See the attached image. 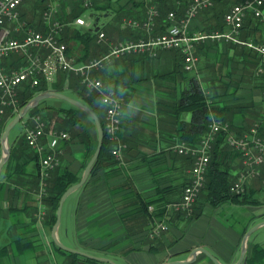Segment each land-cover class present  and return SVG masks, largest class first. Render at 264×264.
<instances>
[{
  "label": "crops",
  "instance_id": "crops-1",
  "mask_svg": "<svg viewBox=\"0 0 264 264\" xmlns=\"http://www.w3.org/2000/svg\"><path fill=\"white\" fill-rule=\"evenodd\" d=\"M98 1L97 4H108L107 8L97 9L102 11V14L100 24L94 30H102L106 36L101 45L96 46V50L100 52L112 43L136 40L146 34L141 28L123 27L122 18L142 20L146 17L149 5H154L160 11L155 32H160L161 26L165 28L168 24L166 12L171 7L181 5L175 9H179L177 16L180 14L182 17L189 0ZM238 1L240 0H214L211 9L200 12L190 20L189 31L202 34L214 29L226 31L228 26L225 24L224 14ZM22 5L23 2L19 6V12L25 20ZM53 5L54 13L51 16L65 19V15L60 12V3L55 1ZM78 10L79 8L76 9ZM83 13L84 11L79 16H83ZM250 18L247 15L244 20L241 38L246 36L247 39L244 40L257 39L264 43V21L252 19L251 22ZM41 22L43 27L40 30L46 32L44 19ZM67 22L71 26H79L74 23V18ZM86 25L81 29L92 31L85 28ZM194 48L197 61L195 68L190 71L183 68L179 50H159L155 57L130 53L115 59L102 71H93L94 77L102 83L109 82L112 87L108 88L113 89L122 98L119 137L126 144V148L121 161L114 158V169L103 164L99 170L89 174L86 184L79 187L76 200L67 212L70 223L63 227L65 239H68L72 232L75 243L67 245L68 247L91 256L107 257L115 264L117 259H121L124 264H165L173 260L191 259L190 250L202 246L222 264H235L241 252L243 234L256 224V221L264 220L263 209H255L250 205V216H239L235 222H230L227 218L219 217L218 210L223 204H242L224 202L212 205L199 200L197 204L202 207L199 216L185 219L176 217L177 212H172V216L169 214V218H166L168 220H165L166 229L158 236L150 238L146 234L147 229L163 218H149L143 230L130 233L119 216L123 209L120 199L131 189L148 199L162 197L169 202L180 199L183 183L190 179L192 162L176 153L174 146L181 140L180 122L189 121L190 112H176V106L181 91L191 76L196 77L207 100L212 104L226 107L246 105L225 111L226 120L236 131H245L256 119L264 121V86H256L249 79L245 68L247 62L241 55L240 48L232 42L222 43L206 38L197 41ZM83 52V48L79 47L77 53L75 51L72 55L77 58L76 54L82 55ZM16 56L22 55L13 54L11 57L0 59V64L6 70L17 67L24 59L22 57L21 61H17L14 59ZM260 65L261 74L264 75L262 56ZM59 74L53 82L58 80ZM64 87L67 89V84ZM48 88L52 90L50 86ZM67 90L75 92L74 87ZM104 113L105 107L99 104L101 118ZM78 117L83 122V115ZM31 124L30 118L27 126ZM83 124L95 141V123ZM5 127L0 129V159L3 155L1 135ZM23 133L24 131L13 140L8 138L10 155L0 172V264H70L71 259L59 253L52 244V227L44 221V217L40 219L38 216L41 210L36 195L37 179H40L37 176L39 164L35 158H31L34 149L21 141ZM89 159L84 144L75 141L63 144L61 166L67 167L74 174L81 177L84 163L87 164ZM233 162L239 163V167L234 170V175L237 176L242 165L238 156L233 158ZM255 184H258V187H255ZM263 188L261 178L254 176L248 182L247 192L253 196ZM253 198L256 200L254 203H262ZM159 203H151L149 210H155ZM48 209V206L44 207L45 213ZM206 212L210 216H207ZM250 238L251 235L246 239L245 257L250 256L256 243ZM134 241H138L137 246L132 245ZM150 241H153V250L150 249ZM79 264L90 263L80 261ZM187 264L214 263L205 253L198 252L194 261Z\"/></svg>",
  "mask_w": 264,
  "mask_h": 264
},
{
  "label": "built area",
  "instance_id": "built-area-1",
  "mask_svg": "<svg viewBox=\"0 0 264 264\" xmlns=\"http://www.w3.org/2000/svg\"><path fill=\"white\" fill-rule=\"evenodd\" d=\"M24 0H0V59L13 54L22 55L24 62L17 67L6 70L0 64V122L8 108L17 109L18 92L21 85L38 86L42 81L50 85L61 72L73 73L82 85L94 89L100 94L101 103L105 106L103 130L107 141L111 144V154L118 161L122 160L126 144L119 137L122 117V98L113 89L106 88L102 81L93 76V71L102 69L115 59L130 53L144 54L155 57L159 50L177 49L183 55V68L187 71L194 69V41L203 37L245 45L257 51L264 58V43L241 38L243 20L247 14L264 20V0H242L233 4L224 14L226 31H213L209 35L193 34L188 31L190 20L200 12L213 6V0H190L182 17H177L174 10L168 11V24L164 31L155 32L156 19L159 10L149 5L146 17L137 20L124 17L122 25L141 28L146 34L136 40H125L109 45V51L97 58L78 62L76 57L67 53L66 44L59 39L62 23L44 12L48 26L46 32L30 27L21 18L19 6ZM88 2L85 1L84 5ZM74 23L86 25L82 17H76ZM106 36L103 31L97 32V43H102ZM44 52V53H41ZM261 65L258 73H261ZM32 124L24 130L26 144L38 154L39 189L36 193L40 203L38 216L43 219L45 211L41 203L46 193V179L59 164V144L67 138L65 131H51L49 121L39 114L31 117ZM261 124L254 122L246 131L236 133L228 121L215 117L212 113L208 130L196 145L179 140L174 147L178 154L185 155L192 161L190 180L183 187L180 199L169 202L165 212L182 211L190 213L200 190L206 181V172L210 159L212 144L219 132L225 133L226 143L239 153L242 169L231 184L232 192L241 193L245 190L252 177H260L264 183V135L260 132ZM45 140V141H44ZM165 219V218H164ZM157 221L147 231L152 238L166 228L165 220Z\"/></svg>",
  "mask_w": 264,
  "mask_h": 264
},
{
  "label": "trees",
  "instance_id": "trees-1",
  "mask_svg": "<svg viewBox=\"0 0 264 264\" xmlns=\"http://www.w3.org/2000/svg\"><path fill=\"white\" fill-rule=\"evenodd\" d=\"M91 2L94 4V6H91L90 8H93L96 10L100 8L108 7V4H97L95 0ZM177 6L178 5L171 7V9L169 10L173 9L174 11L178 12L179 9H175ZM84 7L85 8L83 9L82 8L79 9L75 15L79 16L81 12L84 11L88 7V5H84ZM179 7H181V5L178 6V8ZM212 7H210L209 9H211ZM181 12L182 11L180 10V13ZM180 16L181 15L179 14L178 17ZM249 16L251 17L250 18L251 22L253 21L252 19L261 20V19L255 18L252 15H249ZM59 20L63 24L59 39L65 42L67 53L74 54L75 51L77 53L79 47H82L84 50L82 55L76 54L78 62L88 61L92 58L100 57L101 55L109 51V46L108 48L100 52L96 50V46L101 45L100 43H97V42L95 43V36L97 34V30L84 31L78 27L69 25L67 20L65 19H59ZM244 20L242 24V29L244 28V25H245ZM26 23L30 25L29 21H26ZM41 23L40 25L35 26L36 30L41 31L40 29L43 27L41 26ZM161 27L162 28L160 32L164 31L165 29L164 26H161ZM217 30L220 31V29H217ZM217 30L214 29L211 31H217ZM244 39H247V37L245 36ZM251 40H253L256 43H261L257 39H251ZM78 44L80 46L76 47L75 45H78ZM233 44L240 48V53L245 58V61L247 62V66L245 65V68L247 70L249 69V71L252 72V73L249 72L248 74L249 79L253 81V84L256 86H264V75L261 73H258V67L260 66V61H261V56L259 55V53L245 45L236 44V43H233ZM171 50H174V49H171ZM14 59L17 61L18 60L21 61L22 56H16L14 57ZM110 64L105 65L100 70L94 71V73H96L97 71L104 70ZM254 70H255V74H254ZM65 84H67L68 86L67 89L70 87L75 88L76 95L78 96L77 99L83 102L84 104H86L87 106H89L94 111V113L99 117L100 123L103 126V118H101V116L99 115V104H102L100 100V94L96 90L87 88L84 85H82L79 81V78L75 76L73 73L61 72L58 76V80L56 82H52L50 85L46 84L43 81L38 86H35V87H31L29 86V84H25L18 92L17 109L13 110L11 108H8L6 110L7 112L5 113V116L2 118L0 122V128L2 126L1 129H3L5 125L9 122V120L13 116H15L17 112L26 103H28L35 95L39 94L40 92L48 90L49 86H50V89L63 93L65 90H67L64 87ZM103 84L107 88L112 87L107 81H104ZM40 102L41 101H39L36 106L28 110V112L30 113V117L35 114H38L36 113V111H37V108ZM243 107H246V105H236L234 107L232 106L226 107V106H219V105L212 104L211 102L207 100L204 94L203 88L201 87L196 77L191 76L187 82V85L184 87V89H182L180 97H179V101L176 106V112H181V111L190 112L189 121L180 122L179 130H180L181 140L186 141L187 143H190L193 145L198 144L208 130V123L210 121V116L212 113L215 115V117L225 120L226 119L225 111L229 109H239ZM50 108H54V107H50ZM51 110L53 111L54 109H51ZM57 110L63 112V115L61 117L62 124L64 125V128L65 130H67L68 133L66 131L65 132L70 135V136L68 135L69 136L68 138L63 139L60 142L59 148L62 149L63 144L67 141L68 142L69 141L80 142L84 144L85 153L87 157L90 158V156L93 154L95 150L97 140L94 141L92 139L88 128L83 124L80 118L76 115L74 108L60 107V108H57ZM256 121L260 122L261 124L260 132L262 135H264V121L260 119H256L255 121L252 122V124ZM236 132L242 133L243 131L237 130ZM225 138H226L225 133L219 132L216 135V138L212 144V149L210 151L209 164H208V168L206 172V182L204 184V187L201 190L200 198L198 197L190 213H186L182 211H173V212H177L175 214L176 217L190 219V218L199 216L202 213L201 205L197 204L199 200L207 201L212 205H219L224 202H232V203H239V204L256 202V200L252 197L250 193H236L230 190V186L234 181L233 178L236 177L234 175V168H232L231 166H233L234 164L233 158L235 156L239 157V154L237 151L233 150L226 143ZM22 140L26 144L24 140V135L21 136V141ZM110 147L111 145L107 141V138L104 136L100 153L97 159L95 160L94 164L92 165L89 174H93L94 172L99 170V168L103 166V164L108 165L110 168L114 169V166H116V160L110 153ZM19 150L22 151L23 149H19ZM31 158H35L36 161L38 162V154L35 150L32 153ZM184 158L191 162L189 157L184 156ZM85 164L86 163H84V166ZM79 178H80L79 175L74 174L67 167L61 166V163H60V165L56 167L50 173V176L48 177V179H46V193L42 196L41 203L43 204L44 207L46 206L49 207L48 211H46L44 215V221L50 227L53 226L56 220V210H57L60 196L62 195V193L65 191L67 187L76 183L79 180ZM86 182L87 180L84 182V184H86ZM39 183H40V180L37 179L36 191H38ZM185 184L186 183H183V185ZM124 185L125 183L122 186ZM162 199H163L162 197H158L157 199L145 198L140 192L134 189H131V191L129 190L127 193L123 194L122 198L120 199V202L123 203V206H122L123 209H121L122 211L119 213V216L122 222L124 223V227L127 230V232L131 233L136 230H139V231L143 230L145 226L148 224L149 218L154 219L156 217H160L164 219L165 217L163 216V214L165 213L166 205L168 204L169 201L166 199H163V200ZM157 201L160 203L159 205L155 207L156 209L149 210L148 208L149 205ZM152 242L153 241H150V244H151L150 249L153 250L155 249V247H153ZM53 245L59 253L64 254L65 256H68L71 259L70 264H79L80 261H86L90 264H109L107 262L100 261L88 255H81L80 253H77V252H69L67 250L60 248L55 243ZM263 258H264V247L258 243H255L252 247L250 256L245 257V263L246 264H263Z\"/></svg>",
  "mask_w": 264,
  "mask_h": 264
},
{
  "label": "rangeland",
  "instance_id": "rangeland-1",
  "mask_svg": "<svg viewBox=\"0 0 264 264\" xmlns=\"http://www.w3.org/2000/svg\"><path fill=\"white\" fill-rule=\"evenodd\" d=\"M55 1H58L60 3V12H62L64 15H65V19L66 20H72L73 18L75 19L76 18V9H80V8H85L84 7V2L87 1L88 2V7L84 10V13H83V16H81L85 22L87 23L86 26H84L85 28L87 29H90V30H94L97 26H99L100 24V18H101V14H102V11L100 10H96V9H93V8H90L91 6H94V4L91 2L93 0H24L23 1V5H22V9H24V18L26 21H29V25L30 27L32 28H36L35 26L37 25H40L41 23V20L44 19V12H48L50 14L54 13L52 12L53 8H54V5L53 3ZM97 1V0H95ZM100 2V0L98 1ZM188 4V3H187ZM213 5H214V0H213ZM187 6V5H186ZM186 8V7H185ZM173 10V9H172ZM54 11V10H53ZM170 11V10H168ZM168 11L166 12V15L168 13ZM176 12V11H175ZM185 12V11H184ZM23 13V12H22ZM59 15V14H58ZM75 15V16H74ZM177 15V13H176ZM247 15H251V14H247ZM246 15V16H247ZM160 17V11H159V16L157 17V19ZM178 17V16H177ZM123 19V18H122ZM156 19V20H157ZM167 20V18H166ZM44 22H45V19H44ZM122 22V21H121ZM46 24V22H45ZM78 25V24H77ZM156 25H157V21H156ZM63 26V24H62ZM189 26V25H188ZM45 28L48 29V26L47 24L44 25ZM80 29L83 28V25H79L78 26ZM46 29V30H47ZM98 31H102V30H98ZM97 31V32H98ZM189 31V29H188ZM104 32V31H103ZM190 32V31H189ZM213 31L211 32H208V33H205V34H202V33H193V34H200V35H209L210 33H212ZM191 33V32H190ZM96 38H97V34H96ZM203 38H206V39H212L210 37H203ZM203 38H199L197 39L196 41H194V47H195V43ZM213 40H217V39H213ZM218 41H221V40H218ZM222 43H228V42H223L221 41ZM101 44V43H100ZM195 49V48H194ZM174 50H177V49H174ZM180 51V50H179ZM181 52V51H180ZM181 55H182V52H181ZM194 55H195V52H194ZM11 57V56H9ZM196 57V55H195ZM77 59V58H76ZM182 59H183V55H182ZM196 61H197V57H196ZM84 62V61H82ZM23 64V63H22ZM195 68V67H194ZM248 71V74H249V69L247 70ZM252 73V72H250ZM254 74H255V70H254ZM263 74V73H262ZM25 84L21 85L20 87L22 88ZM65 95L71 97V98H74V99H77V95H76V92H71V91H68V90H65L63 92ZM78 100V99H77ZM50 107H54V108H50ZM74 108L75 109V113L76 115H80L84 117V120L83 122L85 124H89V123H94L93 122V119L88 115L87 112H85L83 109L75 106L74 104H72L71 102H69L68 100L66 99H63V98H60V97H57V96H49L47 98H44L43 100H41L40 104L38 105V108H37V111L36 113H38L39 115H41L42 117H44V119H47L49 121V124H48V128L46 127L45 128V131H47L48 129H50L51 131H56V132H59V131H66L65 128H64V125L62 124V115H63V112L62 111H59L57 110V108ZM105 107V106H104ZM23 108V107H22ZM21 108V109H22ZM20 109V110H21ZM51 109H54L53 111ZM19 110V111H20ZM18 113V112H17ZM104 116H105V113H104ZM14 117V116H13ZM12 117V118H13ZM32 117V116H31ZM30 113L27 112L9 131V134H8V138L10 140H13L14 138H16L17 136H19L25 129V126H27L30 122ZM122 117V116H121ZM99 118V117H98ZM12 120V119H11ZM224 120V119H223ZM224 121H227L226 119ZM103 122H104V117H103ZM229 122V121H228ZM2 128V126H1ZM0 128V129H1ZM103 128V126H102ZM120 131V130H119ZM68 133V132H67ZM103 133H104V130H103ZM237 133V132H236ZM24 134V133H23ZM22 134V135H23ZM69 135V134H67ZM70 136V135H69ZM67 136V138L69 137ZM104 136H105V133H104ZM106 137V136H105ZM97 140V139H96ZM111 145V144H110ZM175 147V146H174ZM96 148V147H95ZM60 155L59 156V164L58 166L60 165L61 163V160H62V149H60ZM110 153H111V147H110ZM177 153V152H176ZM239 154V153H238ZM112 155V154H111ZM182 155V154H180ZM113 156V155H112ZM185 156V155H184ZM114 157V156H113ZM192 162V161H191ZM233 166H231L232 168H234V170L239 167V163L236 164L235 162H233ZM242 165V164H241ZM57 166V167H58ZM56 168V167H55ZM54 168V169H55ZM53 169V170H54ZM52 170V171H53ZM264 173V170L262 171ZM239 174V172H238ZM238 174L236 177L233 178V180L235 181V179L238 177ZM50 176V175H49ZM48 179V178H47ZM190 180V179H189ZM233 181V182H234ZM189 182V181H188ZM187 182V183H188ZM206 182V181H205ZM186 183V184H187ZM185 184V185H186ZM205 184V183H204ZM183 185L182 188H181V192H182V189L183 187L185 186ZM256 185V184H255ZM258 185V184H257ZM255 186V187H258V186ZM204 187V186H203ZM46 189V187H45ZM79 189V188H78ZM78 189L72 191L71 193H69L67 195V197L65 198L63 204H62V208H61V213H60V222H59V225H58V229L56 231V237H57V241L59 243H61L62 245L68 247L67 245H75L74 243V240L72 238V235L70 232V236L68 239H65V237L63 236V227H65L66 224L70 223V220L68 219V209L70 207V205H72V203L75 202L76 200V197H77V194H78ZM202 190V189H201ZM201 190L198 194V197L200 198V194H201ZM46 192V191H45ZM241 193H249L247 192V186L245 188L244 191H242ZM197 197V198H198ZM252 197H255L257 199H259L260 204H257V203H243L242 205H239V206H230L228 204H223L222 207L220 208V210H218L217 214L219 217L221 218H227L230 222H235L237 220V218L239 216H245L246 214H249V216L252 214V212H250V205H252V207H254L255 209H263L264 211V188L259 190L257 193H255ZM202 199V198H201ZM197 200V199H196ZM153 210V209H152ZM173 212V210H170V211H167L163 214V216L165 217L164 220H167V216ZM248 212V213H247ZM206 215L207 216H210V214L208 212H206ZM157 218V217H156ZM251 219V218H250ZM253 219V218H252ZM256 220H259V219H256ZM263 219H260L259 221H262ZM259 221H256V222H259ZM165 224H166V227H167V221H165ZM154 226V224H152V227ZM71 228V227H70ZM150 229V228H149ZM147 229V231L149 230ZM166 229V228H165ZM70 230V229H69ZM161 233V232H160ZM159 233V234H160ZM147 234V232H146ZM158 236V235H157ZM156 237V236H155ZM154 238V237H152ZM250 239H254L256 243L260 244L261 246L264 247V225L257 228L252 234H251V238ZM55 242L52 240V244H54ZM56 244V243H55ZM132 245L134 246H137L138 245V241L137 242H132ZM263 262H264V258H263ZM116 264H124L123 261L121 259H117V263Z\"/></svg>",
  "mask_w": 264,
  "mask_h": 264
},
{
  "label": "water",
  "instance_id": "water-1",
  "mask_svg": "<svg viewBox=\"0 0 264 264\" xmlns=\"http://www.w3.org/2000/svg\"><path fill=\"white\" fill-rule=\"evenodd\" d=\"M49 96H57L63 99L68 100L69 102H71L72 104H74L75 106L83 109L85 112L88 113V115L93 119L96 129H97V144H96V148L92 154V156L90 157L89 161L87 162V164L84 167L83 173L81 175V177L79 178V180L70 185L69 187H67L65 189V191L62 193V195L60 196L59 202H58V206H57V210H56V220L52 226L51 229V235H52V239L53 241L56 243L57 246H59L60 248L67 250L69 252H77V253H82L84 255H88L91 256L89 254L83 253L78 251L77 249L74 248H70V247H66L64 245H62L61 243H59L57 241V237H56V231H57V227L59 225L60 222V213H61V208H62V204L65 200V198L67 197V195L69 193H71L72 191L78 189L79 187H81L84 182L87 180L91 167L94 164L95 160L97 159L100 150H101V146H102V141H103V137H104V133H103V128L102 125L100 123V120L98 118V116L94 113V111L87 106L86 104H84L83 102H81L80 100L71 98L67 95H65L62 92H58V91H54V90H48V91H44L42 93H39L37 95H35L28 103H26L23 108L18 111V113L12 118V120L6 125L2 135H1V145H2V150H3V155L0 159V172L2 169V166L5 164V162L7 161V159L9 158L10 155V151L8 148V133L10 131V129L28 112V110L34 106H36L38 104L39 101L43 100L44 98H47ZM264 225V220L257 222L256 224H254L252 227H250L249 229H247L245 231V233L242 236L241 239V252L239 255L238 260L236 261L235 264H246L245 263V251H246V239L248 238V236H250L257 228L261 227ZM198 252H203L205 253L214 264H222L216 257H214L206 248L202 247V246H197L194 247L193 249L190 250V255L192 256L191 259H185V260H173V261H169L168 263L165 264H187L190 263L192 261H194L195 256ZM94 257L100 261H104L107 262L109 264H115L114 261H112L111 259L107 258V257H98V256H91Z\"/></svg>",
  "mask_w": 264,
  "mask_h": 264
}]
</instances>
